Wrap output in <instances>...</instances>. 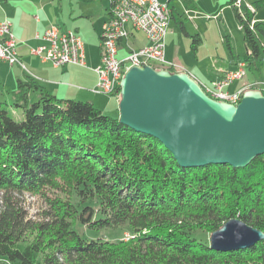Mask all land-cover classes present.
I'll return each instance as SVG.
<instances>
[{
  "label": "trees",
  "instance_id": "trees-1",
  "mask_svg": "<svg viewBox=\"0 0 264 264\" xmlns=\"http://www.w3.org/2000/svg\"><path fill=\"white\" fill-rule=\"evenodd\" d=\"M234 12L246 50L239 61L257 64L264 22L248 8ZM191 37L197 52L202 40ZM14 97L21 121L0 103V257L8 263L264 264V240L220 252L208 239L233 219L264 233V154L245 168H182L157 139L90 102L58 99L31 76L18 81ZM27 197L42 201L35 213ZM126 224L130 238L115 242L75 229ZM199 231L206 241L194 237Z\"/></svg>",
  "mask_w": 264,
  "mask_h": 264
},
{
  "label": "water",
  "instance_id": "water-1",
  "mask_svg": "<svg viewBox=\"0 0 264 264\" xmlns=\"http://www.w3.org/2000/svg\"><path fill=\"white\" fill-rule=\"evenodd\" d=\"M119 122L160 141L182 168H245L264 154V93L218 102L188 72L131 67L120 84ZM263 240L262 231L233 219L211 234L210 248L233 252Z\"/></svg>",
  "mask_w": 264,
  "mask_h": 264
},
{
  "label": "crops",
  "instance_id": "crops-1",
  "mask_svg": "<svg viewBox=\"0 0 264 264\" xmlns=\"http://www.w3.org/2000/svg\"><path fill=\"white\" fill-rule=\"evenodd\" d=\"M59 1L61 5L63 0ZM112 1L113 0H69L71 6L74 3L79 4L77 5L78 12L73 10V13L70 15V20L72 19L74 21L73 24H79L77 23L78 19L89 21L92 24V30L87 27L85 32H82V35H80L81 27H78L79 25H74L76 27L75 30H71L83 41L86 59L85 66L69 64L57 68L53 66L51 62L44 61L39 56L32 53L33 50L39 47L47 46V42L43 40V36L48 29L54 25L60 27L59 25L54 24V20L46 11L47 3H45V0H19V2H14L13 0H0V23L8 22L11 25L12 32L16 36V51L21 62L27 69V71H24L18 65L11 66L6 62L0 61V103L14 102V92L17 89L18 81L26 80L28 76H31L45 91L56 96L58 99L90 102L101 111L103 109L109 110L114 105V110L118 111L120 99L117 95L108 96L95 92L99 80V76L95 70L100 65L102 53L101 36L104 26L110 17ZM26 2L28 6H20L21 3ZM159 2L162 4H168L171 9V19H175V21H177L178 14V10L174 5L175 3H178L180 6L183 5L184 7L189 4L190 10L196 9L194 0H159ZM234 3H236V6L240 9L241 13H244V7L253 12L254 22H264V14H262L263 12H260L261 8L255 10L256 5L249 4L248 6H245L244 0H237ZM52 4H54V2ZM259 5L264 6L262 4ZM60 18H62V15L58 19ZM182 26L185 29L184 25ZM25 29L27 34L23 33L25 32ZM62 30L67 31L65 29ZM129 32L130 37L128 40L121 42L118 55L120 52L124 53L126 51L128 55L131 51H136L149 45V41L144 33L131 29V27H129ZM85 33H93L94 36L91 45H89L90 48L88 47V49L87 44L83 39ZM187 36H189L188 33ZM173 49H175V46L174 48L172 47L170 52V57L172 58L166 61L176 64L180 72H188L202 86L206 87H209L208 85L210 82L212 84L213 82L219 81L226 71L237 69V64L240 62L236 59L228 61V63H219L216 61L214 63V74L211 78L205 76L202 72L195 73L193 69L180 63L178 60L180 58L177 57L175 53L176 50H174V54L172 53ZM167 54L166 47L165 58L167 57ZM249 67L251 69H257L256 64ZM245 76L247 77V73ZM244 79L237 80L232 84L234 85L236 83L235 90H230L232 85L228 90L230 92L242 91L244 93L245 91L256 87L258 90L264 92V80L258 78L252 80L247 78ZM102 95L109 98L105 104L100 101L101 97H98ZM31 97L33 100L36 99L37 93H32Z\"/></svg>",
  "mask_w": 264,
  "mask_h": 264
},
{
  "label": "built area",
  "instance_id": "built-area-1",
  "mask_svg": "<svg viewBox=\"0 0 264 264\" xmlns=\"http://www.w3.org/2000/svg\"><path fill=\"white\" fill-rule=\"evenodd\" d=\"M171 20L168 4L158 0H113L110 17L101 36V62L95 70L99 76L96 93L116 95L120 76H124L128 65L142 66L150 62L160 65L156 69H178L174 63L165 58V41ZM129 27L146 35L149 45L132 51L123 59H118L119 46L130 37ZM43 40L47 46L32 51L44 61H49L59 68L69 64L85 66L84 44L82 39L72 31H64L58 26L48 29ZM0 61L11 66L18 65L27 71L16 51V39L8 22L0 23ZM246 62L240 61L237 69L226 71L223 78L215 82L213 88L202 86L208 95V89L217 91L218 102L237 105L243 92H230L229 87L246 75Z\"/></svg>",
  "mask_w": 264,
  "mask_h": 264
},
{
  "label": "rangeland",
  "instance_id": "rangeland-1",
  "mask_svg": "<svg viewBox=\"0 0 264 264\" xmlns=\"http://www.w3.org/2000/svg\"><path fill=\"white\" fill-rule=\"evenodd\" d=\"M13 1L19 2V0ZM236 1L237 0H194V5L196 8L195 10H190L189 4L186 6V8L183 5L180 6L178 3H175L174 5L178 10L177 12L179 15L177 14V21H175V19L170 20L171 22L169 24V29L165 41V49L167 47L168 53L166 60L168 61L170 58H172L170 57V52L172 47L174 48L175 46V49H173L172 53L174 54V50H176L175 53L176 56L180 58L178 59L180 63L193 69L195 73L202 72V74H204L205 76L212 78L214 74L213 70L215 69L214 63L216 61H218L219 63H228V61H232L233 59H243L246 50L243 40V32L239 26L234 12V8H237L236 3H234ZM258 1L262 0H244V5H255V3ZM53 2L54 4H52ZM45 3H47L46 11L54 20V24L59 25L62 29H65L67 31H74L76 28L74 25H79L78 27H81L80 35H82V32H85V29L87 27L92 30V24L89 21L78 19L77 23L79 24H73L74 21L72 19L70 20V15L73 13V10L75 12H78L77 5L79 4L74 3L71 6L69 0H63V3L61 5L59 0H45ZM20 6H28V4L27 2L21 3ZM260 12H263L262 14H264V6H262ZM61 15L62 18L58 19ZM182 25H184L186 31ZM23 33L27 34L26 29ZM187 33L189 34V36H187ZM194 35H199L202 40L198 46L197 52H193L191 46V36ZM93 37V33H85V35H83L84 42L87 44V49L88 47L90 48L89 45H91ZM226 38H229L231 46L233 47L235 54L234 58L228 50L225 42ZM126 55L127 51L124 53L120 52L119 55H117V58L123 59ZM149 64H151L155 68L160 67V65L152 62H150ZM256 65L257 69H251L247 64L245 68L247 77L244 76V78L251 80L258 78L264 80V60L258 62ZM214 83L215 82L211 84L210 82L208 85L209 88H213ZM235 84L232 85V89L230 88L231 91L235 90ZM98 97H101L100 101L103 104H105L109 100L107 96L105 97L102 95ZM12 103V101L5 103L6 107L13 118L21 121L23 119L22 110L15 108ZM103 110L102 111L104 114L119 119V106L118 111L114 110V105L109 110ZM27 201L32 206V213H35L42 204V201L35 197H27ZM75 229L80 234V236L87 240L103 239L111 242L127 240L130 238L132 233L129 224L117 228L98 230L89 229L87 227H84L83 225H77ZM194 237L203 242L207 240V235L201 231L195 233ZM0 264L15 263H8L4 258L0 257Z\"/></svg>",
  "mask_w": 264,
  "mask_h": 264
},
{
  "label": "bare ground",
  "instance_id": "bare-ground-1",
  "mask_svg": "<svg viewBox=\"0 0 264 264\" xmlns=\"http://www.w3.org/2000/svg\"><path fill=\"white\" fill-rule=\"evenodd\" d=\"M137 51V50H136ZM132 52V51H131ZM143 65H147V64H143ZM135 65H128V69H130L131 67H133ZM147 66H151L153 68H155L154 66H152L151 64H148ZM156 69V68H155ZM124 76H120V81H119V87L121 84V80L123 79ZM112 96V95H111ZM208 96L211 97L212 99H217V91H215V89H208Z\"/></svg>",
  "mask_w": 264,
  "mask_h": 264
}]
</instances>
